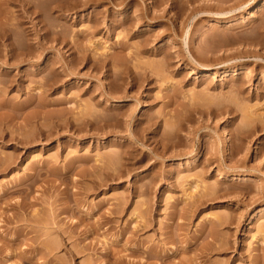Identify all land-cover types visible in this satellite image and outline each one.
Masks as SVG:
<instances>
[{
    "label": "rangeland",
    "instance_id": "374dc122",
    "mask_svg": "<svg viewBox=\"0 0 264 264\" xmlns=\"http://www.w3.org/2000/svg\"><path fill=\"white\" fill-rule=\"evenodd\" d=\"M0 264H264V0H0Z\"/></svg>",
    "mask_w": 264,
    "mask_h": 264
},
{
    "label": "bare ground",
    "instance_id": "6f19581e",
    "mask_svg": "<svg viewBox=\"0 0 264 264\" xmlns=\"http://www.w3.org/2000/svg\"><path fill=\"white\" fill-rule=\"evenodd\" d=\"M250 1H251V0H238V5H239V6H241V5H247ZM254 2H255V1H254ZM148 30H149V29H148ZM258 37H259V36H258ZM261 38H262V37H261ZM261 38H260V39H261ZM255 39H256V38H255ZM257 39H259V38H257ZM257 39H256V40H257ZM260 39H259V40H260ZM262 127H263V126H262ZM262 127H261V128H262ZM262 129H263V128H262Z\"/></svg>",
    "mask_w": 264,
    "mask_h": 264
}]
</instances>
